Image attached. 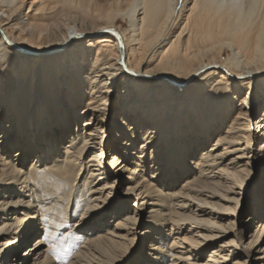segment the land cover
I'll use <instances>...</instances> for the list:
<instances>
[{"label":"bare ground","instance_id":"obj_1","mask_svg":"<svg viewBox=\"0 0 264 264\" xmlns=\"http://www.w3.org/2000/svg\"><path fill=\"white\" fill-rule=\"evenodd\" d=\"M258 3L0 0V264H264Z\"/></svg>","mask_w":264,"mask_h":264},{"label":"rangeland","instance_id":"obj_2","mask_svg":"<svg viewBox=\"0 0 264 264\" xmlns=\"http://www.w3.org/2000/svg\"><path fill=\"white\" fill-rule=\"evenodd\" d=\"M250 0H242V6H243V8H245L246 10L247 9H250V8H253V9H255L256 8V10H258V9H260V5H259V3L257 4V0H251L250 2H249ZM256 1V2H255ZM95 2H98V3H101V4H104V2H105V0H95ZM251 2L253 3V5L251 4ZM256 3V4H255ZM255 4V5H254ZM255 6V7H254ZM143 91H141V93L140 94H143L142 93ZM145 94V93H144ZM143 101H141L139 104H137L138 106H139V110L140 109H143V111L141 112V113H144V111H145V105H146V99L143 97V99H142ZM164 110L162 109L161 110V112H163ZM260 112H261V109L260 108H257V110L255 111V114H256V116L254 117V119H257L259 116H260ZM160 113V112H159ZM115 117H117V115H115V116H113L112 118H111V121L113 120V121H115ZM131 120H133V119H131ZM15 146L17 145V144H14ZM18 146V145H17ZM129 173L127 172L126 173V175H128ZM260 178H261V174L259 175V177L257 178V183H259L260 182ZM126 184H124V185H122L121 187H122V189H119L118 190V193L121 195V194H124V191H125V189H126ZM116 203L113 205L115 208H116ZM249 206V204H248V202H247V207ZM113 207V208H114ZM249 208V207H248ZM247 217H248V215H247ZM146 220H148V218L146 217L145 218V221ZM150 220V219H149ZM255 225L256 224H253L252 226H251V228L249 229V232H252L253 230H254V227H255ZM145 230H148V228H145V227H141L140 228V233H139V235H138V237H137V239L139 240V241H141L142 239H143V232L145 231ZM138 256V255H137ZM136 257V256H135ZM207 256L205 255V258H206Z\"/></svg>","mask_w":264,"mask_h":264}]
</instances>
